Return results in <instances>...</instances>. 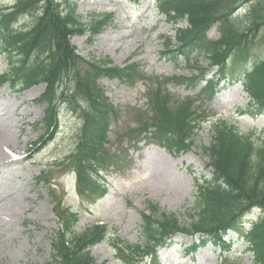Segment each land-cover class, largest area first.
I'll return each mask as SVG.
<instances>
[{
	"label": "rangeland",
	"instance_id": "374dc122",
	"mask_svg": "<svg viewBox=\"0 0 264 264\" xmlns=\"http://www.w3.org/2000/svg\"><path fill=\"white\" fill-rule=\"evenodd\" d=\"M159 1L75 0L82 22L89 24L102 15L106 21L92 40L85 32L66 40L72 48L69 71L73 74L63 81L59 65L64 63L58 59L48 78L37 77L27 88L5 82L8 63L0 53V105L13 107L10 115L18 123L19 136V154H12L14 164L0 169V183L8 182L17 191L23 208L13 227L2 234L0 264H64L51 255V239L59 223L71 224L74 218L79 221L77 234H93L84 251L96 264H223L229 260L252 264L244 231L264 215L256 207L241 216L240 230L228 232L222 244L211 239L194 249L196 241L178 233L157 255H142L126 246L143 241L140 226L149 201L189 220L188 211L197 197L195 181L212 176L201 147L210 145L220 122L236 123L245 133L264 132V110L249 108L250 91L244 87L254 63L234 67L232 59L225 66L217 61L223 51L219 41L224 27L244 22L252 11L234 5L241 0H214L218 14L231 16L223 23L219 19L207 24L200 38L180 51L182 36L177 30L191 31L190 23L199 27L202 16L193 14L188 21L173 23L184 16H166ZM63 4L62 0H0V33L4 22L27 33L43 12L53 21ZM252 5L264 18V5ZM45 26L52 29L49 22ZM249 36L256 42L257 56L262 54L264 24ZM54 47L58 53L62 50L58 41ZM62 53L66 61L67 53ZM93 57L110 58L115 70L94 67ZM34 69L28 68L33 73ZM55 79L59 81L54 86ZM49 82L59 91L60 102L50 115L45 112L47 105L38 102L43 95L52 97ZM98 108L110 111L94 130L85 117L93 118ZM165 115L172 123L194 120L199 128L196 144L172 154L152 139L163 131L158 121ZM89 134L94 140L86 138Z\"/></svg>",
	"mask_w": 264,
	"mask_h": 264
},
{
	"label": "trees",
	"instance_id": "16d2710c",
	"mask_svg": "<svg viewBox=\"0 0 264 264\" xmlns=\"http://www.w3.org/2000/svg\"><path fill=\"white\" fill-rule=\"evenodd\" d=\"M62 2L63 8L55 12L53 21L44 16L43 12L36 25L33 28H27V33H21L19 31L21 29H14V31L12 26H6L7 22H4L5 28L0 33V53L4 54L8 63L4 81L11 80L16 85L27 88L36 83L34 80L37 77L48 78L54 68L53 61L58 59L64 63V66L59 65L60 71L63 72L62 81L72 76L73 71H69L72 48L69 42L65 43L66 40L70 39L72 34L81 32L89 33L92 40L103 28L106 18L104 15L95 16L89 24H86L76 13L75 0H62ZM255 2L264 5V0H241L234 3L237 7L244 6L245 9H250L251 17L244 22L233 21L224 27L219 41L220 49L223 51L217 54L219 59H216L225 62L224 65L221 64L223 66L228 64V59L234 61V67L254 63L253 73L248 74L250 76L248 84L244 87L250 91L249 108H254V111L260 113L264 110V61L260 63L264 59V52L257 56L258 52L254 49L256 42L249 34L252 35L257 28H261L264 18L258 14L257 7H253L252 4ZM21 5L24 7L25 2L22 1ZM158 6L166 16L171 18L184 16V18L174 19L176 22L173 23L184 22L193 14L202 16L199 27L190 23L189 26L194 28L191 31L177 30V35L182 36L179 40L180 46L177 48L180 51L194 44L207 24L211 25L219 19H224L223 23L227 20V16H231L225 12L218 14L219 5H215L214 0H160ZM9 17L14 18V15ZM45 22H49L52 29L48 31ZM56 41L59 45L61 44L60 53L55 51ZM62 51L67 53L68 63L63 58ZM93 58L92 65L98 69L115 68L113 61L108 57ZM30 59L33 63L29 62ZM31 66L35 68L34 73L28 70ZM119 73L125 72L120 70ZM245 75L247 76L246 73ZM55 80L54 86L59 81ZM49 84L50 89L53 87L52 97L43 95L38 102L47 105L45 112L50 115L60 102L59 91L54 89L53 83L49 82ZM98 98L101 97L98 96ZM109 109L98 108V111L93 113V118L87 115L85 121L88 128L90 125L95 130L98 123L104 121ZM158 122L163 126V131L152 139L161 142L171 153L184 151L198 141L199 128L194 120L186 119L172 123L170 116L165 115ZM86 138L89 141L94 140L92 134L87 135ZM211 139L210 145L201 147V152L209 161L207 167L212 171V176L201 183L196 181L197 197L195 207L188 211L189 220H184L176 213L164 210L157 203L149 201L147 204L149 213L142 214L140 226L143 241L135 244L128 243L126 245L128 250L136 249L142 255H157V250L168 246L172 237L178 233L190 235L196 241L193 248L197 247V243L205 245L211 239L222 244V234L240 230L243 223L242 217L251 207L261 209L264 213V132L258 134L257 131L252 130L245 133L236 123L225 121L220 122L213 129ZM71 222L70 224L62 221L55 232L52 239L55 257L64 264H96L93 257L84 251L93 234L90 236L77 234L75 226L78 221L74 218ZM244 236L248 242L247 251L252 258V264H264V215L251 223L250 229L244 231ZM223 264L238 263L228 261Z\"/></svg>",
	"mask_w": 264,
	"mask_h": 264
},
{
	"label": "bare ground",
	"instance_id": "6f19581e",
	"mask_svg": "<svg viewBox=\"0 0 264 264\" xmlns=\"http://www.w3.org/2000/svg\"><path fill=\"white\" fill-rule=\"evenodd\" d=\"M12 108L10 104L0 105V169H7L14 164L11 156L19 154L17 151L19 136L15 133L18 123L10 115ZM6 148L8 152L5 151ZM8 186V182L0 183V239L3 232L7 233V230L13 227L18 219V212L23 211L21 203L16 199L17 191Z\"/></svg>",
	"mask_w": 264,
	"mask_h": 264
}]
</instances>
